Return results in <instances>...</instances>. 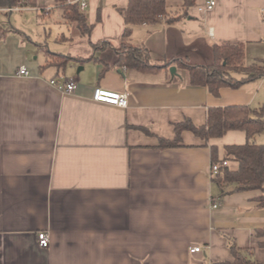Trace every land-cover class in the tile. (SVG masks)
<instances>
[{
  "label": "crops",
  "instance_id": "1",
  "mask_svg": "<svg viewBox=\"0 0 264 264\" xmlns=\"http://www.w3.org/2000/svg\"><path fill=\"white\" fill-rule=\"evenodd\" d=\"M85 1L87 32L56 0L0 10L33 26L0 19V264L232 262L229 238L264 264L263 192L223 191L210 174L246 132L206 140L185 129L178 146L161 144L177 123L204 125L211 107L264 105V75L215 95L175 62L207 64L229 42L244 44L247 64L264 61V0H216L209 11L199 9L207 0H166L160 22L131 26L129 41L149 51L146 69L121 66L115 50L130 0ZM65 78L73 92L50 83ZM96 87L128 93V106L95 101Z\"/></svg>",
  "mask_w": 264,
  "mask_h": 264
},
{
  "label": "trees",
  "instance_id": "2",
  "mask_svg": "<svg viewBox=\"0 0 264 264\" xmlns=\"http://www.w3.org/2000/svg\"><path fill=\"white\" fill-rule=\"evenodd\" d=\"M64 9L68 21L78 23L83 32L90 29L86 15L81 10L77 0H56ZM192 0H185L190 5ZM28 0H0V8L24 6ZM126 19L124 39L115 49L119 56V64L128 68L146 69L152 67L148 49L142 45H135L129 41L131 26L137 23H157L167 15L166 0H130L127 8L121 9ZM171 20V19H170ZM6 30L0 27V38ZM180 66L186 67L194 85L207 87L215 95L220 94L224 86L238 88L248 81L264 75V61L256 59L253 63H246V49L241 42L216 44L211 49V61L207 64L188 63L184 59H176ZM64 63V61H62ZM61 64V63H60ZM238 75H242L238 77ZM191 130L197 136L209 140L223 136L230 130H243L248 141L244 144H234L225 147L226 160L237 163L234 169L230 164L222 165L214 180L222 190L233 189L245 191L259 189L263 192L260 201L264 205V143L254 139L264 131V105L251 107L247 105H227L211 107L208 110L207 122L202 126L195 125L190 120L176 124V138L162 140V146L174 147L182 142L183 130ZM221 163L214 158V163ZM258 236L264 237V229L258 231ZM228 243L233 253L232 262L219 261L213 264H260L252 253L237 245L229 238ZM264 246V240L260 242Z\"/></svg>",
  "mask_w": 264,
  "mask_h": 264
},
{
  "label": "built area",
  "instance_id": "3",
  "mask_svg": "<svg viewBox=\"0 0 264 264\" xmlns=\"http://www.w3.org/2000/svg\"><path fill=\"white\" fill-rule=\"evenodd\" d=\"M215 5H216V0H207L205 4L201 6L199 9L203 11H209L212 10L215 7ZM80 7L82 10H84L87 7V2L85 0H80ZM14 9L16 8L7 7L0 10L13 11ZM28 74H29L28 69L25 66L20 67L19 75H28ZM50 83L62 92H73L77 87V83L74 78H65L63 81H57L56 79H52ZM93 98L95 101L98 102H105L121 107L128 106V93L126 92H117V91L105 89L103 87H96L94 90ZM222 165L224 166L229 165V160H223L221 163L218 162L212 163L210 174L212 176L217 175ZM217 206L218 203H214V207ZM38 240L41 247L43 248L49 247L51 242L50 233L47 231L39 232ZM201 250H202L201 246H194L191 248L192 252H199Z\"/></svg>",
  "mask_w": 264,
  "mask_h": 264
},
{
  "label": "rangeland",
  "instance_id": "4",
  "mask_svg": "<svg viewBox=\"0 0 264 264\" xmlns=\"http://www.w3.org/2000/svg\"><path fill=\"white\" fill-rule=\"evenodd\" d=\"M25 13H21V12H19V11H14V12H12V13H8V12H4V13H2V14H0V19L2 20V21H4L5 23V25H8V23H10V21H9V19H11V17H13V16H16V17H18L20 20H18L19 22L23 19L24 20V18L25 19H27V17H26V15H24ZM20 16H23V17H21L20 18ZM31 20V19H30ZM30 20H26L27 22H28V27L29 28H33V26H32V22L30 21ZM184 61L185 62H188V63H191L192 61L190 60V59H187V58H184ZM264 137V131L261 133V134H259V135H257L254 139H251V141L252 140H255L256 142H261V143H264L263 141H262V138ZM220 140V139H219Z\"/></svg>",
  "mask_w": 264,
  "mask_h": 264
},
{
  "label": "water",
  "instance_id": "5",
  "mask_svg": "<svg viewBox=\"0 0 264 264\" xmlns=\"http://www.w3.org/2000/svg\"><path fill=\"white\" fill-rule=\"evenodd\" d=\"M170 71H171L173 74L176 73V67H175V66L170 67Z\"/></svg>",
  "mask_w": 264,
  "mask_h": 264
}]
</instances>
